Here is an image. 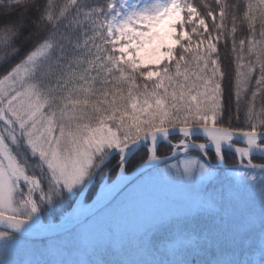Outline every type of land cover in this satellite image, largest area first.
<instances>
[{
  "label": "snow or ice",
  "instance_id": "1",
  "mask_svg": "<svg viewBox=\"0 0 264 264\" xmlns=\"http://www.w3.org/2000/svg\"><path fill=\"white\" fill-rule=\"evenodd\" d=\"M215 4L0 0V264H264V0ZM221 43L238 128L223 123ZM113 170L95 207L76 200Z\"/></svg>",
  "mask_w": 264,
  "mask_h": 264
},
{
  "label": "trees",
  "instance_id": "2",
  "mask_svg": "<svg viewBox=\"0 0 264 264\" xmlns=\"http://www.w3.org/2000/svg\"><path fill=\"white\" fill-rule=\"evenodd\" d=\"M195 4L200 6V10L203 12L204 8L202 7L203 3H208L210 4L214 9H216V4L215 0H193ZM226 2L229 5L235 4L236 0H226ZM218 11V9H216ZM231 10V9H230ZM240 11H243V4H241ZM229 27H230V20L228 21ZM247 35V28L246 25H239V29L237 32V38L239 39L241 36H246ZM219 47V55H220V60H221V65L222 68L225 71V79L223 81L224 84V89H225V112L223 115V123L226 127H233V128H238L242 127V118H243V113L245 111V105L242 102L240 112H239V118L237 119V112H236V105L233 101L232 96L230 95L231 92L233 91L232 89V83H233V78H234V54L231 51V45L230 43L228 46H225L223 43L218 45ZM4 68H0V74H3ZM252 87L254 88V81ZM250 97V93H249ZM247 99V97H246ZM261 107H264V96H258L256 100V109L259 111ZM173 142L175 138H172ZM146 150L142 148L139 152H137L135 155H133L127 165V172L131 171L133 168L136 167V165L141 161V159L145 156ZM168 147L166 144H160L158 146V155H169ZM118 157H114L111 161V163L108 165L110 168H115V165L117 163ZM254 162L256 163H264V160L259 159L257 157H254ZM213 163H216L215 160H213ZM236 164V160L234 159V156L232 153H226V160L225 164L223 167L231 166ZM223 171V168L221 169ZM116 170H113L110 174H108L109 180H112L114 178ZM102 180L101 176H97L95 178V181L91 184L89 188H87L84 192V201L89 202L93 196L95 195L96 189L98 185L100 184ZM69 209V208H68ZM67 209V210H68ZM63 217V216H62ZM61 217V218H62ZM43 219V217H42ZM45 220L44 222H46ZM57 221V220H56ZM47 243V240L45 238H39L36 237L33 239L32 244L37 245L39 248H43L44 244Z\"/></svg>",
  "mask_w": 264,
  "mask_h": 264
},
{
  "label": "rangeland",
  "instance_id": "3",
  "mask_svg": "<svg viewBox=\"0 0 264 264\" xmlns=\"http://www.w3.org/2000/svg\"><path fill=\"white\" fill-rule=\"evenodd\" d=\"M242 113H243L242 123H243V126H245L244 112H242ZM262 160H264V159H262ZM174 163H175V160L172 161V162H169V164H174ZM161 167H164V165H161ZM129 172H130V171H129ZM227 175H229V176H235L236 173H228ZM116 180H117V171L115 172V174H114V178H113L112 180H109L108 175L105 176V177H102V180H101L100 184L98 185V187H97V189H96L95 195L93 196V198H92L89 202H85V201H84V192H85V190H84V192H83L82 195H78V196L76 197V200H77V201H80V202L83 203V204H87V205H89V203H90L92 200H94V199H98V198L104 196V195L108 192V187H107V186H108V185H111V184H112L114 181H116ZM217 187H219V185H217ZM163 191H166V192H168V193L176 192V190L173 189V188H171V187L165 188V189H163ZM178 194H179V193H177V195H178ZM244 198H245L246 200H249V201H251V200H255L257 203H258V200H259L258 194H257L256 196H252L251 194H247V193H245V194H244ZM75 204H76V202L74 201V202H73V206H74ZM72 208H73V207H72ZM72 208H69L68 210L66 209V211H65L64 214H63V217L60 215V210H57L56 213H55L54 215H56V216H60V219L57 220V221H56V220H53V219H52V215H49V216H48V219H47V221H46L45 223H47V222H58V221L64 219V218L70 213V211H71ZM61 217H62V218H61ZM108 224H109V221H108L107 219H104V218L99 219V220L96 222V224L94 225L93 229H92V234H93V236H95L96 238H100V237L104 236V234H105V228L108 226ZM117 227H119V230H120L121 232L130 231V228H131V226H128V225H123V224H121V225L117 226V225H115V224L113 223V225H112L113 233H116ZM47 243H48V241H47ZM33 247H35V248H39V247H37V245H33Z\"/></svg>",
  "mask_w": 264,
  "mask_h": 264
},
{
  "label": "water",
  "instance_id": "4",
  "mask_svg": "<svg viewBox=\"0 0 264 264\" xmlns=\"http://www.w3.org/2000/svg\"><path fill=\"white\" fill-rule=\"evenodd\" d=\"M170 155V154H169ZM257 158H260V159H264V158H261V157H259V156H257ZM172 161H174V160H169V162H172ZM236 165V164H235ZM235 165H231V166H227V168H232V167H234ZM136 168V167H135ZM135 168H133L130 172H128L130 175H135L136 173H135ZM87 189V188H86ZM85 189V190H86ZM108 193V192H107ZM107 193L104 195V196H102V197H100V198H98V199H94V200H92L90 203H89V207H95L97 204H98V202H100L104 197H106V195H107ZM75 206V205H74ZM74 206H73V208H74ZM73 208L71 209V211H70V213L64 218V219H66L71 213H72V211H73ZM64 219H62V220H60V221H58V222H52V223H63V221H64ZM39 238H45L43 235H41V236H39Z\"/></svg>",
  "mask_w": 264,
  "mask_h": 264
},
{
  "label": "bare ground",
  "instance_id": "5",
  "mask_svg": "<svg viewBox=\"0 0 264 264\" xmlns=\"http://www.w3.org/2000/svg\"><path fill=\"white\" fill-rule=\"evenodd\" d=\"M144 149H145V148H144ZM145 150H146V149H145ZM79 202H80V201H79ZM78 207H79V205L76 203V204H75V206H74V208H73V211H72V213H73V212H74V210H76ZM72 213H71V214H72Z\"/></svg>",
  "mask_w": 264,
  "mask_h": 264
}]
</instances>
